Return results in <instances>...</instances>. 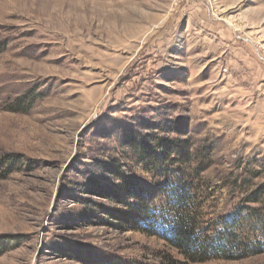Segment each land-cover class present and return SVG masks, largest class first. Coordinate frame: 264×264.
Wrapping results in <instances>:
<instances>
[{"label": "rangeland", "instance_id": "obj_1", "mask_svg": "<svg viewBox=\"0 0 264 264\" xmlns=\"http://www.w3.org/2000/svg\"><path fill=\"white\" fill-rule=\"evenodd\" d=\"M6 153L0 264H264V0H0Z\"/></svg>", "mask_w": 264, "mask_h": 264}, {"label": "trees", "instance_id": "obj_2", "mask_svg": "<svg viewBox=\"0 0 264 264\" xmlns=\"http://www.w3.org/2000/svg\"><path fill=\"white\" fill-rule=\"evenodd\" d=\"M10 154L0 157V178H4L12 168V158ZM174 192V199L177 202L176 216L173 223L165 231L164 239L175 247L177 252L181 254L185 261L167 256L163 264H189L193 262L205 261L211 258L220 257V254L229 251L230 247H236V242L240 240L231 229L225 233V239L222 242H207L199 234L196 227V219L188 212H183L186 208L184 204V195L180 188ZM180 210V211H179ZM230 220L228 223H231ZM226 256V255H225ZM166 260V261H165Z\"/></svg>", "mask_w": 264, "mask_h": 264}]
</instances>
